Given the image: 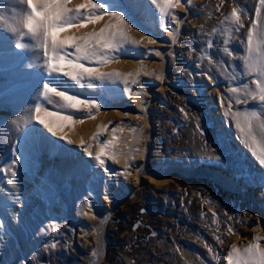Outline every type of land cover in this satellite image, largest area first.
<instances>
[{
    "label": "rangeland",
    "instance_id": "rangeland-1",
    "mask_svg": "<svg viewBox=\"0 0 264 264\" xmlns=\"http://www.w3.org/2000/svg\"><path fill=\"white\" fill-rule=\"evenodd\" d=\"M172 2L173 5L176 3L175 0ZM119 3L128 15L131 14L127 0H119ZM258 6L259 0H203L197 8L195 0H189L188 3L180 0V5L171 9L176 19L168 18L177 28V32L173 31L176 43L172 42L173 36L169 35L172 32L168 27L169 22L164 21V26L158 27V33L154 32L161 43L160 55H156L153 44L148 45L147 54H144L146 45L143 43L139 44L141 48L136 49L126 44L118 51L124 60L136 62L141 71V81L148 87L150 102L137 105L131 96L124 99L108 96L107 88L115 89L116 84L112 83L114 78L106 79L112 83L110 87L92 84L91 88L86 82H83V87L75 85V82L67 84V79L66 84L71 87L70 94L78 95L82 100L97 101L99 111L106 113L105 124H108V129L118 127L114 137L116 140L129 128L133 129L134 137L145 127L151 128L154 142L151 148H147L146 154L147 158L154 159L149 164V174L160 173L167 167L175 171L185 165L197 172V175L187 180L173 173L170 183L164 189L157 190L151 183L135 184L134 167H127L123 180L127 187H121L119 192L125 199L124 204L108 221L105 254L101 264H190L180 259L184 258V253L194 252L193 246L205 248L209 254L208 258L197 264H226L228 244L236 240V247L243 250L254 242V238L264 237V188H257L253 181L254 176L262 173L263 169L249 157L246 147L240 145L243 149L238 147L236 150L232 144H227L217 130L216 123L217 112L222 109L229 113V106L233 114L250 109L260 110V105L246 96L248 90H254L252 81L257 77L249 72L242 59L246 55L247 32L256 20L255 9ZM6 8L0 0V15H8ZM233 9L240 16L243 27L233 22ZM134 19L140 24L137 18ZM149 23L148 29L156 25L154 21ZM209 42L211 48L208 47ZM32 49H27L23 59L14 60L13 64L10 62L4 71L17 70L24 60L36 66V58L42 53ZM69 52H72L71 48ZM118 52L114 53L117 58L107 64L91 66L100 67L104 72H114L113 64L119 61ZM146 64L157 66L164 74L161 77L150 76ZM2 75L1 72L0 81H5ZM246 84L248 89L244 87ZM232 88L238 91L233 93L230 91ZM13 89L19 90L16 87ZM19 94V100L26 97L24 93L21 97ZM39 98L34 97L36 103L30 106L31 122L22 126L14 138L5 143L0 142V163L6 156L12 155L18 138L25 131L32 127L36 128L33 129L36 132L46 131L35 120L34 105L40 104L43 97ZM237 99L246 102L237 104ZM17 100L8 102L6 115H12L8 107L15 109ZM118 111L123 113L118 114ZM85 117L81 112L80 117L76 118L84 120ZM107 133L103 131L99 140H103ZM256 134L259 135V128ZM143 143L144 140L141 141ZM117 144L120 146V143ZM44 152V147L38 152L39 165L36 163L34 166L32 180L40 177L36 169L41 165L48 171L53 167L52 162L45 159ZM135 158H141L140 153ZM216 172L231 176L239 183L241 192L233 194L224 190L213 179ZM74 196L75 201H67L68 213L57 218L55 231L49 230L52 221L44 212V209L56 207L48 196L39 200L40 204L33 205L20 221L18 232L24 244L35 241L41 235L52 237L47 244L33 247L32 253L27 256L28 264L89 263L94 237L89 235L75 241V229L81 227L78 220H82L84 198L81 190H76ZM95 212L99 217L105 215L104 208L99 204H95ZM73 214L77 221L73 219ZM53 244L56 247H52ZM260 244L264 246V240ZM14 246V238L7 234L0 243V264H6L5 257ZM11 264L26 263L20 256Z\"/></svg>",
    "mask_w": 264,
    "mask_h": 264
},
{
    "label": "bare ground",
    "instance_id": "bare-ground-1",
    "mask_svg": "<svg viewBox=\"0 0 264 264\" xmlns=\"http://www.w3.org/2000/svg\"><path fill=\"white\" fill-rule=\"evenodd\" d=\"M1 1L5 7H7L6 9L8 11V15L4 16L6 22H0V73L2 72L6 78L5 81H0V94H3L0 96V142L5 143L18 135L19 130L23 128L22 126H26V124L29 123L30 106L35 102L34 97L39 98L42 96V84L49 77L44 67L45 61L42 55L36 58L38 62L36 66L33 62L29 63L27 60H24V63L17 70H12V72H9L10 70L4 71V69H8L7 66L10 62L22 57L24 58L26 55L27 50H21L15 47L19 37L11 33L8 27L9 23H14L13 17H19L20 14L26 11V8L20 3V0ZM202 1L203 0H195L197 8L199 4L201 5ZM80 3H84V0H72L70 6H75ZM127 3L131 11L127 19L129 23L132 24V28L127 30L129 37L128 46L133 47L132 49H136L137 47L141 48L140 45L137 46L131 43V41H139V44L143 43L144 46L146 45L145 48H143V53L147 54L150 45L143 37L151 36L156 40V43L153 44L155 52H161V47L159 46L161 43L154 35V32L158 33V27L164 26V21L159 18V9L154 5H150V0L147 4L144 3V0H139L138 6L133 3V0H127ZM175 4L176 3H174V5ZM175 7L177 6H174L173 9ZM177 10L178 9L175 11L177 12ZM172 14H174L173 11ZM134 17L138 19L140 24L135 22ZM107 21L108 17L105 15L100 20L94 21L91 24H86L83 28L60 30L58 36L59 38H66L73 35L77 37L83 36L92 31H99L104 27ZM149 21H154L156 25L148 29L150 24ZM175 26L176 25L171 21L168 24L172 32H177ZM160 37L165 39L161 34ZM178 40L180 39L178 38ZM20 42L29 45L33 43L28 37H24ZM34 50L33 48L32 51ZM72 52H74V49H72ZM117 55L119 56V61L113 64V68L115 69L114 72L120 73L123 79L114 77V82H111L116 84L115 89H105L106 94L111 97L119 96L122 99L131 96L137 105L141 102H150V95L147 90L148 87L141 81V71L138 70L136 62L134 60H124L122 56L120 57V52H118ZM146 66L148 69L147 73L150 76L161 77L162 74H164L161 70L159 71L157 66L154 67L148 64H146ZM62 80L66 83L68 82L67 84L74 83L68 77H62ZM83 82L93 85H108V87L112 84L106 80L101 81L97 79L91 81L85 79ZM12 87H16L19 90H11ZM20 88H22V90ZM61 90H63V88H61ZM17 93H20V97L21 94L24 93L26 97L24 96V99L19 97V100ZM49 95L51 96L50 102L43 98L40 101V104L46 111L58 112L60 115L71 113L74 118L73 122L59 121L56 116L45 118L52 122L54 126H57L58 129L62 128L63 134H67L72 143L69 144L59 137H53L45 128L46 131L44 132H36L33 130L36 128L29 127L30 129L25 131L23 135L18 138L17 145L14 146L12 155L6 156L0 163V223L3 224V227L0 228V243L7 234L12 236L15 240L14 248L5 257V263L11 264L16 258L23 256L24 262L28 264L27 256L32 253L33 247H39L51 241L52 237H47L46 235L38 236L35 241L28 244H24L25 242L23 243L21 241L18 226L33 205H36L39 203V200H43V198L47 196L52 198L56 207L44 209V212L52 221L49 230L55 231L57 218L67 214L69 211L67 205L68 199L75 201V191L81 190L84 198V210L82 220H78L75 214H73V219L81 223V227H76L75 229V241L77 242L81 238L83 239L92 235L94 237L93 253H95V255L92 253L88 264H101L105 254V234L108 221L124 204L125 199L119 192L121 187H127V184L123 182L125 179L124 172L127 167H134L133 178L135 184L148 185L151 183L157 190L164 189L170 183L173 173L187 180L197 175V172L192 167L185 165L179 170L174 171L167 167L160 173L149 174L147 172L149 164L151 160L154 159L147 158L146 154L147 148H151V144L154 142L151 128L149 129L144 126L145 129H143L137 137L133 136V129L129 128L119 140H116L114 137L118 131V127L108 129V124H105L107 123L105 112L93 110L92 115L89 116V110L85 108L84 105L80 106V110L66 109L64 107L65 102L62 101L60 97H57L55 93H50ZM13 100H17V106L15 109L9 106L8 110L12 112V115H6L5 110L7 109V104ZM81 112L87 116L84 120L76 118L80 117ZM122 113L123 112L118 111V114ZM217 115V130H219L223 140L227 144H232L236 150L238 147H240V149L246 147L249 157L253 158L258 166L261 165L259 163V153L254 154L249 142H246L243 134L237 128L235 115H229L228 112L222 109L217 112ZM80 121H82V123ZM103 131L108 132V135L104 137L103 140H99ZM235 138L238 140H235ZM142 140H144L143 145L141 144ZM81 141H83V145H81ZM108 141H112V143L108 144ZM117 143H120V146H118ZM106 144L107 149L105 150L103 158L107 171H105L104 168H100L92 159V157L99 153L101 148L105 147ZM43 147L45 148L44 157L52 162L53 167L48 171L41 165L36 169L40 177L32 180V176L34 177L35 175L34 166L36 163L39 165L38 152ZM85 148L91 152L92 156H89L88 153L84 151ZM137 153H140L141 158H135ZM110 154H114V159L110 158ZM52 156L54 158H50ZM261 168L263 172L257 173L253 179L254 185L257 188H264V186H262L264 185V166L261 165ZM13 172L16 173L15 176L12 175ZM135 172H137V174H135ZM227 173L230 172L228 171ZM227 173H214V181L230 193L237 194L241 192L239 183L234 181L231 176L225 175ZM144 177L147 179L145 180ZM9 181H11V183H9ZM94 191L96 193L95 195H93ZM95 204H99L104 208L105 215L102 217L97 216ZM75 207L77 209V202L75 203ZM233 245L236 246V240L232 244L227 245L226 250L228 251L225 252L226 264ZM193 250L195 251L184 253V258L180 260L183 263L197 264L198 261L208 258L209 254L205 248L201 249L199 246H193Z\"/></svg>",
    "mask_w": 264,
    "mask_h": 264
},
{
    "label": "snow or ice",
    "instance_id": "snow-or-ice-1",
    "mask_svg": "<svg viewBox=\"0 0 264 264\" xmlns=\"http://www.w3.org/2000/svg\"><path fill=\"white\" fill-rule=\"evenodd\" d=\"M179 6L180 0H175ZM186 3L189 0H185ZM26 8L19 17H13L14 23H9L8 27L11 33L19 37L15 47L21 50H27L30 47L42 53L45 61L44 67L48 73V79L42 84V97L46 101H51L50 93H55L65 102L66 109L80 110V106L84 105L89 110V116L92 111H98L100 105L93 100H81L78 95L70 94L71 87L62 80V77H68L75 85L83 87V81L88 79L106 80L114 77H121L118 72H104L100 67L91 65L107 64L110 60L115 59V52L120 51L129 43L128 29L132 28V24L127 19L128 13L123 10L119 0H84V3L70 6L72 0H20ZM138 6L139 0H133ZM149 3V0H144ZM150 5H154L159 9V18L162 21L170 22L175 20L176 16L172 14V0H150ZM120 8V10H113ZM87 10V11H85ZM256 20L251 24V28L247 32V48L246 55L242 57L245 65L250 73L254 74L257 79L252 81L255 86L254 90H248L246 96L260 105V110L250 109L243 112H236V126L243 134L246 142H249L254 154L259 153V163L264 166V0H259V6L255 9ZM108 17L107 23L99 31H92L83 36H70L59 38L58 32L63 29L83 28L88 22H94ZM233 22L239 27H243L240 22V16L236 9L232 11ZM0 22H6L3 15H0ZM259 22V23H258ZM165 30L168 29L165 27ZM173 36V43L177 42L175 33L169 32ZM24 37L30 38L33 43L31 45L20 42ZM144 40L148 44H155L151 36H144ZM132 44L139 45V41H131ZM211 48V42L208 43ZM69 48L74 52H69ZM227 52L228 49H225ZM156 52V55H160ZM232 55L231 52H228ZM71 57V58H69ZM66 65V66H65ZM147 74V73H146ZM88 87H93L91 83ZM245 89H248L246 84ZM63 88V90H59ZM127 90V89H126ZM235 93L237 88L230 89ZM245 100L237 99L236 103H244ZM182 111L184 109H181ZM43 113V115H42ZM35 120L38 121L48 133L53 137H59L61 140L71 144L67 134H63V130L58 129L45 117L56 116L59 121L73 122V114L60 115L58 112L46 111L41 104L34 105ZM229 115L231 106H229ZM82 123V121H80ZM259 128V135L256 130ZM112 141H108L111 144ZM83 145V141H81ZM107 144L101 148L92 159L100 168L107 171L105 160L103 158ZM89 156L91 152L87 148L84 149ZM110 158L114 159V154H110ZM127 167V165H126ZM130 174V173H128ZM16 175L15 172L12 173ZM11 183V181H9ZM264 186V185H262ZM3 224L0 223V228ZM229 231H232L229 228ZM219 240L220 237H217ZM264 237L254 238V242L249 244L243 250L232 246V251L228 255L227 264H264V246L260 241ZM52 247H56L55 244ZM95 255V253H93Z\"/></svg>",
    "mask_w": 264,
    "mask_h": 264
}]
</instances>
